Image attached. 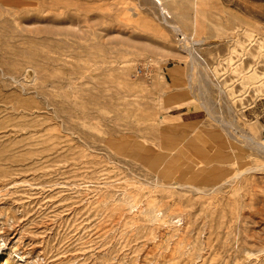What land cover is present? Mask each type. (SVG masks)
Instances as JSON below:
<instances>
[{
	"label": "rangeland",
	"instance_id": "374dc122",
	"mask_svg": "<svg viewBox=\"0 0 264 264\" xmlns=\"http://www.w3.org/2000/svg\"><path fill=\"white\" fill-rule=\"evenodd\" d=\"M0 264H264V0H0Z\"/></svg>",
	"mask_w": 264,
	"mask_h": 264
},
{
	"label": "built area",
	"instance_id": "2783aa9c",
	"mask_svg": "<svg viewBox=\"0 0 264 264\" xmlns=\"http://www.w3.org/2000/svg\"><path fill=\"white\" fill-rule=\"evenodd\" d=\"M178 40L180 42H184L186 40V37L184 35H181Z\"/></svg>",
	"mask_w": 264,
	"mask_h": 264
},
{
	"label": "bare ground",
	"instance_id": "6f19581e",
	"mask_svg": "<svg viewBox=\"0 0 264 264\" xmlns=\"http://www.w3.org/2000/svg\"><path fill=\"white\" fill-rule=\"evenodd\" d=\"M155 1H157L160 5H163V0H155Z\"/></svg>",
	"mask_w": 264,
	"mask_h": 264
}]
</instances>
